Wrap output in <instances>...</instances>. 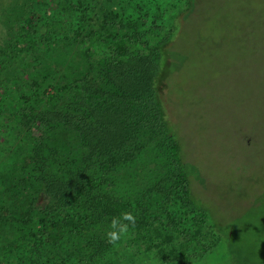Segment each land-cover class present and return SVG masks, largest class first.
<instances>
[{
	"label": "trees",
	"instance_id": "trees-1",
	"mask_svg": "<svg viewBox=\"0 0 264 264\" xmlns=\"http://www.w3.org/2000/svg\"><path fill=\"white\" fill-rule=\"evenodd\" d=\"M192 1L187 0V7ZM164 14L160 0H19L2 11L6 39L0 50V165L7 154L8 167L20 173L17 184L25 188L33 184L37 154L55 160L53 179L40 181L46 187L44 207L32 214L35 197L29 212L18 213L20 233L0 247V264H27L97 220L122 213L135 218L134 225L125 224L138 236V249L124 248L122 257L111 256V248L76 258L57 252L41 264H130V252L145 259L150 253L161 257L157 253L164 248L168 255L159 264H190L216 247L220 236L213 231L207 209L192 196L180 143L158 91L160 52L178 32L176 23L168 28ZM69 47L81 53L83 66L99 70V89L84 88V79L70 71L77 65L72 61L57 64L47 59L66 54ZM69 95L76 99L72 112L59 108ZM139 131L145 140L140 136L134 142ZM64 135L78 136L91 158L101 159V176H67L55 152ZM151 142L159 147L165 171L155 185L165 196L159 207L99 192L111 165L128 164ZM10 202H0V220L6 212H18Z\"/></svg>",
	"mask_w": 264,
	"mask_h": 264
},
{
	"label": "rangeland",
	"instance_id": "rangeland-1",
	"mask_svg": "<svg viewBox=\"0 0 264 264\" xmlns=\"http://www.w3.org/2000/svg\"><path fill=\"white\" fill-rule=\"evenodd\" d=\"M18 1L0 0V50L6 39L2 11ZM191 3L187 7V0H160L166 25L170 28L176 23L178 32L160 52L158 74V91L168 124L180 143L192 196L207 209L213 231L220 236L214 249L190 264H264V0ZM47 59L57 64L62 60L77 64L70 71L84 79L88 90L102 85L99 70L83 66L84 58L75 47ZM75 106L76 99L69 95L63 97L59 108L72 112ZM140 136L141 131L135 133L134 142ZM140 140L145 138L141 136ZM144 145L148 150L138 152L133 161L108 168L100 193L121 201L148 203L154 208L163 203L164 194L159 188V192L155 190L165 176L163 157L156 142H151V147ZM55 152L68 177L94 179L102 174L101 159L91 158L89 148L78 136L64 135ZM4 156L0 165V202L11 200V208L18 212L1 216L0 247L17 238L18 213L29 212L32 199L37 197L32 214L44 207L46 187L42 182L53 179L55 160L53 155L37 154L33 184L20 188V173L11 171L8 156ZM33 160L31 157L27 162ZM111 221L97 220L57 249L50 248L44 256L26 263L41 264L58 253L76 258L110 248L111 256L122 257L124 248L138 249V236L129 227L117 244L107 242ZM166 249L156 253L163 257L168 255ZM141 254L145 255L143 251ZM129 255L130 264H159L162 259L154 253L145 259L134 252Z\"/></svg>",
	"mask_w": 264,
	"mask_h": 264
},
{
	"label": "clouds",
	"instance_id": "clouds-1",
	"mask_svg": "<svg viewBox=\"0 0 264 264\" xmlns=\"http://www.w3.org/2000/svg\"><path fill=\"white\" fill-rule=\"evenodd\" d=\"M121 220L128 221L129 224L133 225L135 222V218L131 213H122L120 218H113L109 225L111 230L106 233L107 242L109 244H117L121 237L127 233L129 224H121Z\"/></svg>",
	"mask_w": 264,
	"mask_h": 264
}]
</instances>
